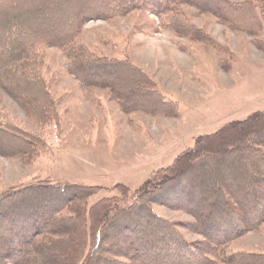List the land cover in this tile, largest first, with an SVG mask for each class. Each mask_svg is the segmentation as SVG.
<instances>
[{
  "label": "trees",
  "instance_id": "1",
  "mask_svg": "<svg viewBox=\"0 0 264 264\" xmlns=\"http://www.w3.org/2000/svg\"><path fill=\"white\" fill-rule=\"evenodd\" d=\"M191 6L233 30L262 33L264 0H0V89L39 125L56 119V102L40 76L39 50L55 47L86 97L106 90L124 114L173 118L177 104L128 58L95 55L76 44L84 24L146 11L159 27L231 55L226 45L189 22ZM141 33L157 32L139 25ZM260 50L264 44L254 41ZM218 64L226 69L224 59ZM42 138L0 116V156L29 162ZM90 198L100 188L37 180L0 195V264H264V252L229 251L234 240L264 223V111L200 135L136 190ZM192 220L171 222L153 205ZM184 228L201 239L186 240Z\"/></svg>",
  "mask_w": 264,
  "mask_h": 264
},
{
  "label": "rangeland",
  "instance_id": "2",
  "mask_svg": "<svg viewBox=\"0 0 264 264\" xmlns=\"http://www.w3.org/2000/svg\"><path fill=\"white\" fill-rule=\"evenodd\" d=\"M181 11L190 23L226 45L231 55L159 27V20L146 11L88 21L76 37V44L95 55L128 58L143 69L161 93L177 104L173 118L124 114L108 100L107 91L98 88L93 89L92 98L86 97L69 74L62 50L40 48L39 73L56 102L57 117L36 124L0 89V116L39 135L44 143L43 152L29 162L20 156H0V195L37 180L98 186L90 203L116 195V184L134 191L153 171L191 148L200 135L264 111V50L254 44H264V23L261 35L254 36L191 6H182ZM139 25H152L158 31L141 33L136 29ZM219 59L229 64L226 69ZM153 208L171 222L192 220L179 210L157 204ZM179 232L188 241L201 239L184 228ZM228 250L264 252V223L257 232L234 240Z\"/></svg>",
  "mask_w": 264,
  "mask_h": 264
}]
</instances>
